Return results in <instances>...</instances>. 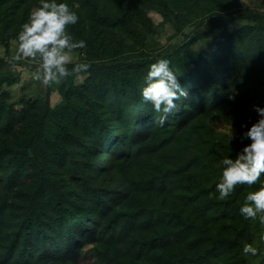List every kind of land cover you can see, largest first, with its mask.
I'll list each match as a JSON object with an SVG mask.
<instances>
[{
    "label": "rangeland",
    "instance_id": "obj_1",
    "mask_svg": "<svg viewBox=\"0 0 264 264\" xmlns=\"http://www.w3.org/2000/svg\"><path fill=\"white\" fill-rule=\"evenodd\" d=\"M92 1L96 8L67 0L80 14L70 29L87 42L74 55L95 69L44 86L32 78L34 63L9 62L39 0H0L3 246L23 238L25 217L42 233L96 191L116 200L105 215L89 213L93 234L77 233L86 242L58 263L164 264L167 253L186 264H226L225 249H213L207 234L234 238L237 202L260 186L237 185L225 199L215 188L218 161L242 147V122L250 126L258 118L253 105L264 106V0H131L129 9L127 0ZM160 58L181 73L187 93L163 126L141 96L143 77ZM250 223L262 252L249 264H264V225ZM192 225V236H177Z\"/></svg>",
    "mask_w": 264,
    "mask_h": 264
},
{
    "label": "clouds",
    "instance_id": "obj_2",
    "mask_svg": "<svg viewBox=\"0 0 264 264\" xmlns=\"http://www.w3.org/2000/svg\"><path fill=\"white\" fill-rule=\"evenodd\" d=\"M242 3L245 4L246 0ZM79 20V12L67 0H39L13 41L14 51L9 62L27 59L34 63L32 78L44 86L58 85L88 72L92 62L79 60L74 55L75 50L87 47L86 40L77 38L70 29ZM180 75L169 59L160 58L150 64L143 77L142 99L151 104L155 113L161 114L158 121L161 126L177 110L180 96L187 95ZM253 109L258 118L250 126L248 121L241 124L239 140L242 147L235 150L234 155L223 154L218 161L222 174L215 188L219 197L225 199L234 193L237 185L252 186L259 182L257 190L247 193L239 213L245 219L258 220L264 225V180H261L264 174V106L256 104ZM235 138L232 125L229 141ZM261 252L255 242L243 246V253L247 256L255 257Z\"/></svg>",
    "mask_w": 264,
    "mask_h": 264
},
{
    "label": "trees",
    "instance_id": "obj_3",
    "mask_svg": "<svg viewBox=\"0 0 264 264\" xmlns=\"http://www.w3.org/2000/svg\"><path fill=\"white\" fill-rule=\"evenodd\" d=\"M84 1L92 5L93 8H96L92 0ZM126 6L127 9L130 8L131 0L126 1ZM0 61H3V59H0ZM95 67L96 65L92 64L89 71H93ZM221 92L222 90H220ZM135 101L138 107H141L142 101L139 94H135ZM116 103L118 104V102ZM139 116L140 112H138L137 117L139 118ZM145 116L147 115H144L139 122L143 121L146 118ZM183 116L184 114H181L180 119H183ZM131 136L130 140L133 139L134 133L131 132ZM118 144L122 145V142L120 141ZM120 151L121 149L118 150V152ZM242 190L241 186L239 192H242ZM82 195L84 199L82 201L80 199L76 200V208H67L68 215H61L60 218L49 223L42 233L36 230L32 215L25 217L23 238L20 240L14 237L4 246L1 240L4 213L0 211V264H60L58 263L59 261L66 262L71 259L78 249L82 247L83 243L86 242V238H90V235L93 234L94 229H87L85 227L89 213L95 210L97 212L95 215H105L110 210V207L107 205L108 201L116 200L115 197L112 200H104L96 191H86ZM242 203L243 201L237 202L239 207ZM210 208L207 205V210ZM239 219V223L233 227L234 238L220 234L216 235L212 232L207 234L208 237L206 236L213 249H225L223 255L228 257L226 264H249L248 256L243 253V246L245 243L256 241L252 234L249 233L251 226L250 219L243 218L241 214ZM116 222L117 220L113 222V225ZM195 227V225H192L185 228L177 236L181 235V237L187 239L193 235ZM77 233L82 234L80 237H85V233H87V237L77 239ZM19 241H23V243L19 244ZM145 248L146 246L143 247V250ZM182 257L172 256L171 258L167 253H162L160 260L164 264H168L171 259H173L171 264H186Z\"/></svg>",
    "mask_w": 264,
    "mask_h": 264
}]
</instances>
